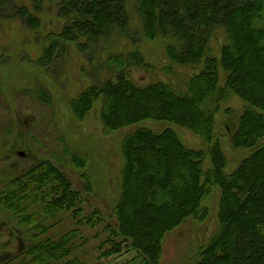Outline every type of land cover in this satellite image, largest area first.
<instances>
[{
    "label": "trees",
    "instance_id": "16d2710c",
    "mask_svg": "<svg viewBox=\"0 0 264 264\" xmlns=\"http://www.w3.org/2000/svg\"><path fill=\"white\" fill-rule=\"evenodd\" d=\"M32 1V10L17 8L13 17L44 42L36 61L40 68L54 70L59 53L66 54L72 45L89 62L98 61L97 54L107 46L109 55L98 64L109 67L112 77L87 87L70 104L76 121H85L101 103L107 134L136 128L122 148V197L113 236L123 241L114 246L117 252L125 247L141 254L146 264H159L167 235L190 218L205 221L209 212L203 202L217 188L218 230L198 264H264V0H134V9L131 0H61L59 22L44 38L34 12L38 14L45 0ZM6 2L0 0V6ZM217 30L226 33L228 43L214 58L209 46ZM157 40L167 42L170 65H204V71L192 74L185 88L167 81L138 87L131 71L154 67L139 52L122 55L111 48ZM219 69L227 75L222 88ZM230 95L247 105L233 145L251 151L233 173L213 135L218 105ZM40 98L50 102L45 92ZM209 104H216L214 111ZM145 123L191 132L208 149L191 150L173 129L158 133L141 126ZM72 158L78 162L76 152ZM72 187L59 167L46 161L0 189V208L30 237L26 250L5 264H83L70 261L79 230L58 241L44 239L52 228L45 223L68 211L74 220L81 215ZM103 257L108 258L106 253Z\"/></svg>",
    "mask_w": 264,
    "mask_h": 264
},
{
    "label": "rangeland",
    "instance_id": "374dc122",
    "mask_svg": "<svg viewBox=\"0 0 264 264\" xmlns=\"http://www.w3.org/2000/svg\"><path fill=\"white\" fill-rule=\"evenodd\" d=\"M60 1L45 0L38 14L34 12L41 23L40 38L49 34L46 30L59 22ZM32 2L7 0L0 6V189L33 166L46 161L55 163L78 195L76 210L81 215L74 220L73 211H68L45 223V227L52 228L44 239L58 241L61 236L77 229L80 237L75 241L70 261L76 259L83 264H146L141 254L134 250L123 247L118 253L114 246L123 240L113 236L118 225L115 210L122 197L123 143L136 128L107 134L100 120L101 103L83 122L76 121L71 111L70 104L82 91L112 77L109 67L103 65L102 68L98 64L101 59H107V46L104 53L97 54L98 61L89 62L86 55L72 45L66 54L59 53L54 70L40 68L36 61L42 56L44 42L41 39L36 41V34L13 17L17 8L32 10ZM133 2H129L132 9ZM132 14L138 25L134 10ZM137 43H126L125 46L116 43L111 51L122 55L139 52L145 63L154 67L131 71L132 80L140 88L159 81L185 88L192 74L204 71V65L192 69L170 65L166 54L167 42L164 40ZM227 43L226 33L217 30L210 40V56L219 58L222 47ZM166 68L170 71L167 72ZM226 78V73L219 69L218 85L221 88ZM43 92L49 96V103L42 102L40 93ZM127 106L129 108L130 103ZM216 107V104H209L213 111ZM246 108V103L239 97L230 95L218 105L214 117V140L219 142L227 159L229 173L236 171L250 156V150L236 148L232 142ZM141 126L158 133L173 129L189 149L204 152L208 149L194 134L173 125L145 123ZM73 152L79 157L77 163L72 158ZM209 168L210 162L207 161L206 169ZM219 200L218 189H213L202 205L208 209L209 217L203 222L190 218L167 235L159 264H198L201 261L202 252L218 230ZM29 245L30 237L26 231L14 217L0 208V264L12 261ZM105 253L108 258L103 257Z\"/></svg>",
    "mask_w": 264,
    "mask_h": 264
},
{
    "label": "water",
    "instance_id": "95a60500",
    "mask_svg": "<svg viewBox=\"0 0 264 264\" xmlns=\"http://www.w3.org/2000/svg\"><path fill=\"white\" fill-rule=\"evenodd\" d=\"M22 156H24L23 154H21Z\"/></svg>",
    "mask_w": 264,
    "mask_h": 264
}]
</instances>
